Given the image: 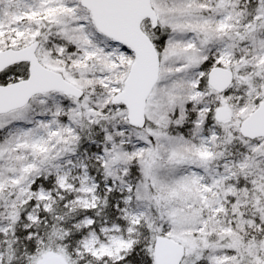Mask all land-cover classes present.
Returning a JSON list of instances; mask_svg holds the SVG:
<instances>
[{
  "label": "rangeland",
  "instance_id": "rangeland-1",
  "mask_svg": "<svg viewBox=\"0 0 264 264\" xmlns=\"http://www.w3.org/2000/svg\"><path fill=\"white\" fill-rule=\"evenodd\" d=\"M247 1L151 0L158 26L145 20L142 29L156 46L159 78L146 100L145 126L138 129L129 125L126 107L112 102L124 88L134 54L100 33L80 0H0V51L38 40L40 63L83 91L81 98L40 94L0 115V210H9L0 216V264H43L52 255L63 264H130L134 252V259L142 260L132 264H155L158 235L186 247L182 264H264V246L259 254H241L224 244H206L207 237L234 238L233 228L240 231L256 220L244 209L264 203V168L249 163V153L234 154L226 146L232 141L241 151L264 154V138L246 139L239 132L240 122L264 95V3L254 0L251 9L244 7ZM210 54L234 72L225 93L207 83L202 65ZM101 87L116 106L113 118L121 127V144L109 136L95 154L106 172L102 185L87 159L69 149L79 117L93 116L98 105L93 101L104 97L96 95ZM187 103L199 107L190 135L180 139L163 132L172 113ZM220 106L228 108L230 120H218ZM131 167L135 182L128 178ZM51 168L65 205L96 208L104 188L115 192L121 222L96 227L92 217L83 218L77 225L87 230L76 247L60 242L51 249L35 233L27 236L36 238L35 245L16 246L17 232H29L55 202L51 191L36 185ZM165 209L170 215L161 213ZM259 210L264 223V209ZM155 232L160 234L154 237Z\"/></svg>",
  "mask_w": 264,
  "mask_h": 264
},
{
  "label": "water",
  "instance_id": "water-1",
  "mask_svg": "<svg viewBox=\"0 0 264 264\" xmlns=\"http://www.w3.org/2000/svg\"><path fill=\"white\" fill-rule=\"evenodd\" d=\"M92 17L96 29L123 45L134 54L124 88L112 102L123 104L128 111L129 125L135 128L145 126L146 100L159 78L160 59L155 44L143 31L142 23L151 21L158 26L159 17L151 0H80ZM39 41L21 49L0 51V73L18 63H28L29 76L7 85H0V115L25 107L37 95L52 91L66 96L81 98L83 91L67 81L61 73L43 66L36 51ZM234 81L229 68L215 66L207 74L208 85L216 92L223 93ZM218 120H230L232 115L226 106L216 110ZM240 134L247 139L264 138V97L258 107L239 126ZM186 247L176 240L159 235L153 242L155 264H181ZM43 264H63L58 255L46 258Z\"/></svg>",
  "mask_w": 264,
  "mask_h": 264
},
{
  "label": "trees",
  "instance_id": "trees-1",
  "mask_svg": "<svg viewBox=\"0 0 264 264\" xmlns=\"http://www.w3.org/2000/svg\"><path fill=\"white\" fill-rule=\"evenodd\" d=\"M253 2L254 0H248L246 4H244V7H251L252 9V7L255 6ZM262 3H264V0H262ZM157 31L158 29L156 30V32ZM157 47L160 50L159 43ZM214 57L210 54V56L206 59V61L202 65V68L204 70L208 71L211 67L217 65V63H215ZM28 75V64H17L0 73V84L5 85L10 83L11 81L15 82L19 78L25 79L28 77ZM203 82L205 83V79H203ZM100 89L101 90L97 91L96 95H100L101 93H103L100 96L104 95V97L102 99H95L93 101L98 104L93 107L95 112L93 116L82 115L79 117L76 129L71 135L72 137H70L72 143L70 144L69 149L73 150L76 155L87 159L86 161L90 173L102 185L104 184V181H106V172L102 161H95V154L100 151L101 147L104 146L105 143L107 144V137L109 136L114 139L116 143L121 144V136L119 135L121 127L115 124V120L113 118L116 106L111 102L109 103L106 101L102 87ZM44 105L45 104L40 106V108ZM198 109V106L194 108L191 103H187L183 107L177 108V110L172 113V115H174L172 116V119H169V121H167L165 124V128L167 130H163V132H168L170 133V135H176L180 139L187 138L186 136L190 135L189 131L193 126L191 122H195L197 119L196 112L198 111ZM181 111L186 114V116L187 114H189V116L185 118L184 114ZM61 118L62 120H66L67 117L65 115ZM245 141H247L249 144H252V141L250 140ZM231 142L232 141L226 144L227 150L229 148H232V152L234 154L249 153V163H253L256 168H264V154L258 153L252 149L249 151H247L248 149L245 151H241V146L236 144L233 145L231 144ZM131 168L132 169L128 178L134 181L136 179V171L134 167ZM43 175H47V178L43 176L37 178L36 181L38 183L36 185H41L47 190L51 191L55 198V202L53 203L50 211L41 214L42 219L40 223L34 224L33 228H31L29 232H17L15 236V238L18 239V241L15 242L16 246H26L30 248L32 245H35L36 238H31L29 240L27 239L28 233H35L37 235L36 237H41L43 239L42 242L51 249L55 250L56 247L59 246L60 242H65L70 246L76 247L77 243L85 237L87 230L86 228L78 227L77 225L83 218L87 216L92 217L96 227H99L101 224H103L104 221L110 223L121 222V219H119L120 215H117V212L115 210V192L108 191V193H106V190L103 188V193L101 196L102 201L96 208L87 210L73 206L70 207L68 205H65V201L60 197L61 191L56 183V176L53 169L51 168L47 170ZM244 182L246 181L244 180ZM29 207L30 204L26 205V209H28ZM3 208H1L0 210V216L2 218L6 217L8 215V213L6 212L9 211L5 207L6 212H3ZM260 208L264 209V203H262L260 206L258 205V207L248 206L246 209H244L247 216H250L251 214L256 217V220L251 224L243 225L240 231H237L235 230V228H233V231L235 232L234 238L215 240L213 237H207L206 240H209V242H207L206 244L212 243L214 245H218L220 243L224 244L227 249L232 250L234 248L241 254L247 250L251 252L253 251V254H259L264 246V223L260 222ZM165 212L166 214H169L168 209H165V211H162L161 213ZM62 234L65 237L64 239H61ZM145 234V241L149 242L148 237H150L151 235L147 234V231L145 232ZM154 234L155 237L160 233L155 232ZM150 243H148L147 245L149 246ZM141 246L142 243L138 244L135 250L138 251ZM135 255V252L132 253V255H129L127 263L132 264L135 262H141L142 259L140 258L138 261L134 259ZM150 257V254L146 253L145 258L150 260Z\"/></svg>",
  "mask_w": 264,
  "mask_h": 264
}]
</instances>
